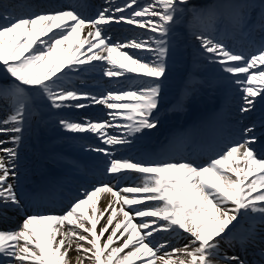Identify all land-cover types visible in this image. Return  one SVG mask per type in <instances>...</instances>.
<instances>
[{"label":"snow or ice","instance_id":"6c2138e0","mask_svg":"<svg viewBox=\"0 0 264 264\" xmlns=\"http://www.w3.org/2000/svg\"><path fill=\"white\" fill-rule=\"evenodd\" d=\"M108 3L91 17L82 15L77 6L24 15L0 4V74L9 81L0 85V107L7 110L0 119V136L8 137L0 139V218L7 219L9 212L24 216L16 229H0V264H134L136 260L140 264H249L239 255H229L222 245L234 248L238 242L246 250L249 243L258 246V239L264 244L255 227L257 220L264 224V132L256 131L255 122L242 129L239 141L204 165L170 160L143 163L117 158L115 150L158 127L162 86L169 60L177 54V26L186 12H192L199 24L191 33L199 54L218 64L238 87L242 115L264 103V37L253 41V51H235L225 43L223 33L216 34L220 13L212 7L189 8V0ZM223 7L230 10L237 31L264 33V0L258 5ZM112 23L146 28L147 38L113 42L105 35ZM93 62H107L105 77L136 73L141 79L134 86L99 96L66 86L69 72L89 71L96 67ZM92 104L106 106L110 119L61 118L59 124L72 133L96 134L100 146L88 150L106 157L104 172L117 183L93 186L62 214H27L28 205L16 190V161L25 124L45 109H83ZM117 116L130 122L125 134L107 131L116 127ZM259 126L264 129V120ZM128 173L138 174L141 183L121 186L119 181ZM102 198L107 202L101 208ZM244 219L253 223L246 235L237 237L234 230ZM161 232L186 233L188 242L169 252V242L156 239ZM258 254L261 261L252 264L264 261V247Z\"/></svg>","mask_w":264,"mask_h":264},{"label":"bare ground","instance_id":"6f19581e","mask_svg":"<svg viewBox=\"0 0 264 264\" xmlns=\"http://www.w3.org/2000/svg\"><path fill=\"white\" fill-rule=\"evenodd\" d=\"M43 1H45V5H44L45 8H55V7L61 8V7L77 6L78 10L82 12V7H81L82 3L80 2V0H43ZM217 1H219L220 3H226V2L235 3V0H217ZM30 2H33V1H26V3H30ZM119 2L120 0H114L115 4L123 5L124 3V2L123 3H119ZM194 2H195L194 0H189V4L191 3L193 4ZM8 8L10 7L8 6ZM10 11H15L17 14L27 15L26 13L17 12V8H14L13 6H11ZM41 11H48V10H44L43 7L42 8L38 7L31 13H38ZM184 20L185 18L183 17L181 20V23L177 26L178 39H181L184 37L180 34L181 33L180 30L182 28V24ZM189 22H191L190 18H188L187 23ZM0 23H3V21H0ZM54 31H58V30H54ZM133 31L141 35L148 33V30L146 28L142 29L134 24L129 25L126 23H120V24L112 23L110 26H108L105 32V35L110 36L112 38L114 33H119L120 35H122L125 32H133ZM190 31L192 33V31L194 30L190 28L187 35H189ZM221 33L224 34L225 39H227L230 34L227 32H223L222 30L216 31L217 35H220ZM190 38L192 39L193 45H192L191 54H189V57L190 58L193 57L192 64H194L197 61V58L198 59L201 58V55L199 54L197 42L194 40L192 34H190ZM41 39H46V37H42ZM225 43H227L226 40H225ZM229 47L232 48V46H229ZM84 50L85 49H81V51H84ZM125 51H128V50L125 49ZM179 52H181V50L177 48V53ZM77 55H79V53H77ZM113 55L119 58L118 53H113ZM65 58H67V53H65ZM173 59H174V56L169 60V66L173 65ZM105 67H109V65H107V62H97L95 68L84 72L85 74L90 76V79L85 80L83 78L72 77L73 83L70 84L68 82H65V84L68 87H75L78 90L90 92L94 95L99 96V95L106 93L109 90H118L121 88H127L129 86H134L140 80L139 78H134V80H131L133 79L131 73H125V76H122V77H114V78L105 77L103 75V69ZM3 78H6V77L3 76ZM192 81L193 83H191ZM212 81L217 84H221V85L225 84L226 87H225L224 92L220 91L213 99L214 103L219 104L218 106L220 110L218 111V116L216 117L215 122L208 130L209 138L207 140L203 139L201 141V144L198 146V149L200 152H203L204 150H208V149H212L214 151L222 150L228 145H230L237 138L241 137V131L244 127L252 125L251 123L253 122L259 121L260 123L261 120H264V103L258 102L256 104L255 110L250 113H246L243 115L240 113L239 108H240V103H241V97H240V92L238 90V87L233 83V79L229 76V74L224 73L221 70V68H218V71L212 75ZM180 82H181V86L179 89L175 90V92L179 91L181 94H183L184 93L183 85L189 86V89L191 90L194 89V79L192 78L190 74L186 75V77H181ZM172 92L173 91H170V92H165L163 90L161 91V95H160L161 101L159 105H161L160 107H162V109H164V107L168 104L169 102L168 97ZM182 98L185 99V94L182 95ZM92 107L94 108L100 107L103 110L108 112V109L106 108V106L98 105V104H92L91 106L83 108V109H75V108H65L62 110L45 109L49 111V113H47L48 118H46V120L48 121L49 124H52L53 121L55 120H56L55 122H57L58 120L61 119V117H59L57 113L59 111H65V110L69 112V115L65 116V119L72 120V121L79 120L80 122H82L85 118L91 120L90 118L98 117V116H101V114H104L102 111H98L97 113L92 112L91 111ZM106 119H110V118L105 115L104 120ZM38 120L40 121L41 128H45L47 126L45 119H42V117H40ZM259 123L258 122L256 123L257 126H259ZM113 124L116 125V127L107 129V131L112 133L113 135H121L127 132V129H125V125L127 124V122L124 121L123 116H117L116 120L113 121ZM259 129L261 130H257L258 133H261L262 131H264V129L262 128H259ZM68 134L69 133L65 132V135H67L66 137H68ZM77 134H83V135L89 136V141H87V144H93L95 145V147L100 146L101 141L96 136V134L87 133V132L77 133ZM0 139H5V138L0 137ZM61 140L62 138H60L58 141H61ZM126 146H118L115 150V155L118 152L129 151L133 158L141 157V153L137 148H127ZM7 147H10V145H8ZM196 154L199 156V153H196ZM87 157L91 159L90 162H94L93 159H97L98 161L97 164H99L100 161L101 162L106 161V157H104L103 155H99L97 153H94L93 155H89ZM186 157H188V160H191V158H189L188 155H186ZM198 163H200V161ZM66 172L67 174L65 176L62 175V180L60 181V184L64 182H69L72 177H75V178L79 177V170L77 169L74 170L73 172H70L69 170H67ZM106 202H107L106 199L102 198L98 207L102 208L106 204ZM43 208L45 209L44 211L45 214L52 210L48 206H43ZM27 214L30 215L32 213L29 212L28 210ZM19 216H23V214L19 212H9L7 219L1 218L2 220H4V222L0 223V226L12 227L16 225L18 227L21 223L17 219ZM242 221H246L248 223L247 219H244ZM134 222H137V221H134ZM241 223L237 225V228L241 225ZM229 227H231V225ZM255 227H256V233H257L258 238H264V224H260L257 221L255 224ZM187 236L188 234L186 233H183L181 236H178V234H175V233L166 234V233L161 232L160 234L156 236V239L158 241L167 240L170 244V247L167 250L170 252L171 248L173 247L179 248L181 244L185 243ZM249 244H250V247L246 248V250H242L241 245H237V244H235L234 248H229L226 244L222 245V247L224 248L225 251H227L229 255L235 254V255H239L242 259H247L249 264H252L251 259H250L251 256L254 258H258L261 261V257L259 256L258 253H259V249L261 247H264V244H260L259 239L257 240L258 246H254L251 243ZM71 256L75 257L76 253L73 251L71 253ZM146 259L147 258H145V260ZM134 264H140V261L136 260L134 261Z\"/></svg>","mask_w":264,"mask_h":264},{"label":"rangeland","instance_id":"374dc122","mask_svg":"<svg viewBox=\"0 0 264 264\" xmlns=\"http://www.w3.org/2000/svg\"><path fill=\"white\" fill-rule=\"evenodd\" d=\"M124 41H126V40H124Z\"/></svg>","mask_w":264,"mask_h":264}]
</instances>
